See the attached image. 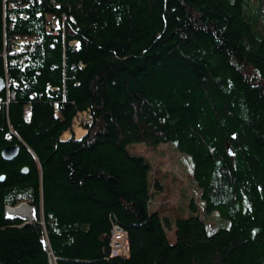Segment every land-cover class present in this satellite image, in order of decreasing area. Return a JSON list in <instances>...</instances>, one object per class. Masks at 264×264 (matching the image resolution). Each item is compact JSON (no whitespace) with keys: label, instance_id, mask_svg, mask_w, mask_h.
Instances as JSON below:
<instances>
[{"label":"trees","instance_id":"16d2710c","mask_svg":"<svg viewBox=\"0 0 264 264\" xmlns=\"http://www.w3.org/2000/svg\"><path fill=\"white\" fill-rule=\"evenodd\" d=\"M0 79V264H264V0H0Z\"/></svg>","mask_w":264,"mask_h":264},{"label":"rangeland","instance_id":"374dc122","mask_svg":"<svg viewBox=\"0 0 264 264\" xmlns=\"http://www.w3.org/2000/svg\"><path fill=\"white\" fill-rule=\"evenodd\" d=\"M73 133L74 137L78 139L83 135L84 131L78 125H76L73 129ZM69 136V133H65L62 139H68ZM129 153L136 155L135 151L131 149H129ZM158 160L163 163V170L170 171L184 184L182 186V192L178 193L176 196V198L178 199L177 203L182 210H186V204L192 200L195 204L196 212L204 219L206 223L213 222L221 227H227L229 225L228 222L219 219L216 212L206 214L203 211L201 201L200 199H198V190L195 187L194 183L189 180L190 173L192 171V164L187 156L180 154L176 149L172 148V146L167 147L163 145L159 147V154L153 157V161ZM153 202H151V206L154 205ZM171 227H174V224L169 221L168 225L166 226V229L169 233L171 232Z\"/></svg>","mask_w":264,"mask_h":264},{"label":"built area","instance_id":"2783aa9c","mask_svg":"<svg viewBox=\"0 0 264 264\" xmlns=\"http://www.w3.org/2000/svg\"><path fill=\"white\" fill-rule=\"evenodd\" d=\"M18 19L25 18L23 13H18ZM9 19L14 20L15 16L10 14L8 16ZM64 17L60 20L57 19L55 16H48L46 18V31L50 35H57L58 33H63L64 31ZM30 114V108L28 106L24 107V116L28 117ZM80 121L89 122L91 118L88 117H79ZM110 255L112 258L119 257V258H128L129 253V245L127 240V234L120 228L118 225L113 224L111 230V238H110Z\"/></svg>","mask_w":264,"mask_h":264},{"label":"water","instance_id":"95a60500","mask_svg":"<svg viewBox=\"0 0 264 264\" xmlns=\"http://www.w3.org/2000/svg\"><path fill=\"white\" fill-rule=\"evenodd\" d=\"M4 85H5L4 81L0 79V90L3 89ZM18 153H19V148L17 146H9V147L4 148L1 151L0 155H1V158H2L3 161L11 162L18 156ZM22 172H23L24 175L26 174L25 170H23ZM19 206H25L27 209H29L31 212H33V209L31 207H28L25 203H21V204L17 205L14 208H17ZM14 208H10V207H6L5 208V217H6L7 220L17 219V220H20V221H28V222H30V221H32L34 219V214H33L32 219H27V220H23V219H20V218H9V217H7L6 216V210L7 209H14Z\"/></svg>","mask_w":264,"mask_h":264},{"label":"bare ground","instance_id":"6f19581e","mask_svg":"<svg viewBox=\"0 0 264 264\" xmlns=\"http://www.w3.org/2000/svg\"><path fill=\"white\" fill-rule=\"evenodd\" d=\"M4 84H5V82H4ZM4 87H6V84L4 85ZM29 116H30V114H29ZM28 117H25V118H28ZM6 216L9 218H20L23 220H27V219H32L33 213L29 209H27L25 206H19V207L14 208V209H7L6 210Z\"/></svg>","mask_w":264,"mask_h":264}]
</instances>
